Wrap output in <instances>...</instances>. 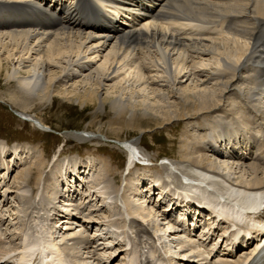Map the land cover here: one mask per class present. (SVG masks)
<instances>
[{
	"label": "bare ground",
	"instance_id": "1",
	"mask_svg": "<svg viewBox=\"0 0 264 264\" xmlns=\"http://www.w3.org/2000/svg\"><path fill=\"white\" fill-rule=\"evenodd\" d=\"M125 1L124 5L129 10L137 8L132 0ZM73 3L74 0H0V73L5 74L3 76H6L9 85L13 81L18 83V95L12 93L10 100L24 106L25 112L21 111L22 114L32 117L26 112L32 101H53L60 96L84 107H102L110 103L116 115L120 116L112 124L123 121L126 126L144 123L149 127L152 124L164 127L188 118L195 120L201 114L217 110L220 105L226 117L231 113L239 114L245 106L254 116L253 123L257 126L255 132L246 129L250 125L248 122L253 121H242L246 116L240 117V122L230 118L223 132L228 133L235 128L234 133L241 131L244 150L248 149V154H228L225 149L227 159L231 160L218 165L210 157L212 153L201 152L203 148L210 149L204 138L206 131L197 129L198 132L192 134L195 140L194 151L186 142L180 148L183 159L195 168L194 175L183 174L181 179L187 177L184 187L188 191L185 193L194 199L199 198H196L201 206L199 213L209 209L217 217L224 216L226 220L232 215L230 213L238 212V208L232 211L227 204L217 201L220 198L229 200L252 196L253 208L264 203V0H165L159 14L151 16L154 20L142 18L140 21L139 17L143 14L131 13V20H121L112 26L108 24L105 14L100 13L101 8L91 0H77L75 5ZM101 5L104 10H112L118 15L116 6L107 3ZM158 11L159 8H154L148 12L152 14ZM90 19L97 24L92 26ZM125 23L129 25L124 26ZM97 57L103 58V61L94 66L92 61ZM210 59L212 61L208 64ZM212 63L214 67L210 66ZM146 65L153 69L148 70ZM73 67L79 68L80 73ZM193 71H197L198 77L191 76ZM119 75L123 77L116 79ZM126 81H129L128 85ZM102 86L107 88L105 94ZM248 110L246 112L250 113ZM251 113L247 116L252 117ZM149 119L155 122L150 124ZM34 122L39 128L47 127L39 118ZM216 123L212 127L211 123L207 126L217 130ZM218 133H215L217 137L221 135ZM207 142L217 143L216 137ZM136 144L133 140L122 144L129 152V159L136 150ZM229 144L231 147L236 146V142ZM9 149L0 143V181L5 179V174L1 173L5 165V158L2 157L4 152L13 155L19 153L17 146ZM211 151L224 158L221 152L217 154L212 148ZM79 161L77 158L73 167L70 166L73 176L79 178L80 173L88 176L92 172L93 176L108 174L117 177L108 168H94L87 160ZM52 164L59 165L67 184L64 170L67 162L57 161L56 158ZM170 166H164L163 169L168 173L167 170H173V165ZM217 166H223L228 173L218 172ZM139 168L147 171L136 174ZM136 169L132 168L126 173L129 179L136 174L133 196L145 200V194L141 195V192L148 190L150 194L154 187H157L155 190H158L159 197L167 196L164 184L147 174L149 167ZM231 175L233 178H230ZM58 177L54 178L51 174L47 175L46 180L54 182L56 179L59 187ZM227 180H231V184L226 185ZM85 193L89 196V202L98 201L99 191L89 182ZM69 195L68 192L67 197ZM70 198L67 200H72L73 195ZM80 199L83 197L80 196ZM187 199L184 195L183 200ZM168 200L169 204L174 201L171 210L175 200L171 196ZM192 202L193 199H190L186 205L189 207ZM129 205L132 202L127 203L128 208ZM102 207L110 211V207ZM76 208L80 209L78 206ZM253 225L258 233L262 231L260 226ZM175 230L178 227H174ZM43 232L42 228H37L28 233L30 235L25 236L24 240L22 237V253L20 259H16V264H28L37 247L41 253L37 264H44L47 250L53 253L50 257L58 264H68L59 252L60 247H55L58 243ZM76 241L80 242L79 239ZM61 248L67 250L64 245ZM150 253L154 257V251ZM4 254L7 257L9 252L2 250L0 258ZM136 254H131L130 264H150L148 260L142 263ZM9 259L3 264H8Z\"/></svg>",
	"mask_w": 264,
	"mask_h": 264
},
{
	"label": "rangeland",
	"instance_id": "2",
	"mask_svg": "<svg viewBox=\"0 0 264 264\" xmlns=\"http://www.w3.org/2000/svg\"><path fill=\"white\" fill-rule=\"evenodd\" d=\"M100 61H103V58L97 57L92 61V64L98 66ZM211 61L212 59L208 64ZM210 66L214 67V64L212 63ZM146 67L148 70L153 69L147 65ZM73 69L80 73L79 68L73 67ZM71 72L74 74V71L71 70ZM3 75L5 74L0 73V143L5 145L9 143L11 147L17 146L19 152L18 155L12 154L5 157V162L3 161L5 165L2 167H4L3 172L6 176L0 188V252L7 250L11 254L16 253L9 264H15L17 263L16 259L18 258L17 261L20 259L23 248H21L23 245L22 236L24 235V240L25 236L30 235L28 233L37 228H42L46 232L44 234L55 240L54 242L66 246L65 249L68 250L67 253L71 259L85 260L87 264L98 262L102 264H128V258L130 260L131 256L129 253L135 247L137 249L141 247L149 253L155 250L154 260L156 262L161 261L162 263L166 257L172 264H181L184 260H180V257L185 258L190 254L183 248V244H185L183 235L185 236V233L180 230L182 227L173 219L168 218L165 213L161 215L163 213L161 206L165 202L160 201L159 204L158 202H147V197L145 202L143 197L133 196L135 195L136 174L147 170L136 169L138 171L135 172L136 174L134 173L133 176L135 177L131 176L132 179L122 173L121 165L125 158L122 144L131 140L137 142L134 146H136L139 154L145 158L153 159L166 156L169 164L173 165V170H167L169 174L163 169L168 164L157 165L160 161L157 164L153 162L155 167L152 169L155 170L148 171L147 174L157 182L164 184L167 193L174 191L176 196L179 194L192 198L185 193L188 191L184 187L187 184V177L183 178V182L179 179L180 174L194 175L195 171L192 164L182 157L180 148L183 142L189 143L194 151L195 140L192 134L198 132L197 129L205 131L207 128L204 126L208 127L211 123L210 127H212L217 120L219 124H222L225 120L232 118V115L239 122L241 121L240 117L246 116L242 121L248 122L251 117L247 115H250L251 112L243 106L239 114L231 113L232 115L226 117V113L223 112L220 105L217 110L201 114L195 120L188 118L164 127H156L153 124L149 127L144 123L139 126L138 123L134 124L135 126H126L123 125V121L112 124L117 120L115 118L120 116L116 115L110 103H106L102 107L99 105L84 107L76 101L57 96L53 101H32L26 111L32 116L30 117L22 114L25 112L22 104L16 105L10 100L12 93L18 95V83L13 81L9 85L8 79ZM191 76L198 77L197 71H193ZM118 77L122 78L123 76L119 75L116 79H119ZM126 84L128 85L129 81H126ZM101 89L104 93L107 88L102 86ZM246 109L250 113L246 112ZM36 118L43 121L47 127L39 128L34 122ZM252 118L254 119L253 114ZM148 122L151 124L155 120L149 119ZM248 123L250 124V122ZM79 134H85L88 137H81ZM117 136L120 139H117L119 138ZM200 140L202 141V139ZM200 140L199 142H201ZM209 149L203 148L201 152L212 153L210 157L214 158L218 165L231 160L225 157L224 159L213 153L210 147ZM58 154L59 157H57ZM56 157L57 161L65 160L67 162V170L79 158L80 161L91 162L90 165L94 168H108L114 171L117 177L108 174H94L93 176L92 172L88 176L86 174L84 179L93 185L96 191H99V203H89L88 196L85 198L84 205L79 206L78 204L83 199H79L80 194L78 192L82 193L84 190L83 194L87 195L85 188L84 186L79 187L80 184L76 187L70 183V189H77L74 194L76 195V202L65 200L63 192L64 195L67 193L62 190L60 184L61 170L59 165L52 164ZM168 167L171 168L170 165ZM217 171L228 173L223 166H217ZM51 174L54 178L59 176V187L56 179V182L46 180L47 175ZM230 178H233V175ZM225 182L226 185H229L232 181L227 180ZM146 191L142 193L146 194ZM129 202H132V205H129L128 208L127 203L129 204ZM103 203L110 205L113 209L110 211L113 212L100 208V204ZM77 206L81 210L76 208ZM60 209L69 213H76L77 211L80 218L63 219L60 216L61 219L59 218V220ZM127 218L130 219V222H127ZM58 225H61L62 229ZM131 225L136 229L141 228V232L135 234L134 240L130 234ZM203 225L201 224V227ZM174 227H178V230L173 231ZM96 232L105 235V237L101 240L94 238L93 235ZM174 232L178 233L173 234ZM70 236H77L80 239L85 238V236H92L95 241H98L97 255L92 257L91 253L81 248L80 243L76 245L75 242L69 240ZM123 239L126 240L125 243L128 240L127 246H121ZM134 253L136 254L135 251L132 254ZM96 257L100 259L97 260Z\"/></svg>",
	"mask_w": 264,
	"mask_h": 264
}]
</instances>
